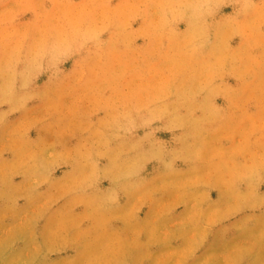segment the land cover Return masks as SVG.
Segmentation results:
<instances>
[{"label": "rangeland", "instance_id": "obj_1", "mask_svg": "<svg viewBox=\"0 0 264 264\" xmlns=\"http://www.w3.org/2000/svg\"><path fill=\"white\" fill-rule=\"evenodd\" d=\"M0 264H264V0H0Z\"/></svg>", "mask_w": 264, "mask_h": 264}]
</instances>
